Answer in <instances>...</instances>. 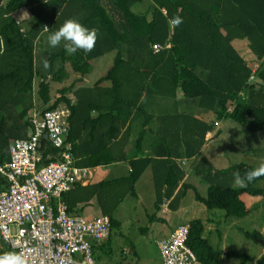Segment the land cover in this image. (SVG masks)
I'll use <instances>...</instances> for the list:
<instances>
[{
	"label": "trees",
	"instance_id": "1",
	"mask_svg": "<svg viewBox=\"0 0 264 264\" xmlns=\"http://www.w3.org/2000/svg\"><path fill=\"white\" fill-rule=\"evenodd\" d=\"M133 1L0 0V165L8 160L10 141L27 136L28 114L57 106L69 110L67 141L78 167L125 160L122 152L113 151L111 141L119 135L123 141L130 123L139 118L142 126L134 140L137 150L151 117L142 109L144 95L175 99L180 93L183 100H194L198 108L211 112L216 121L229 119L252 133L264 129V0H149L148 17L131 12ZM20 9L30 18L24 29L12 16ZM177 15L183 23L170 29L168 21ZM69 18L97 29L95 47L91 52L78 50L69 55L62 42L56 51L46 53L50 65L47 72L53 81L67 78L65 63L77 77L68 86L60 87L59 95L51 100L46 75L39 76L34 99L33 79L38 74L34 42L42 33L49 36L58 30ZM235 35L246 40L257 61L253 71L231 46ZM165 41L170 43L169 48L151 52L152 45ZM110 51L114 54L104 75L90 87L75 86L90 71L91 61ZM56 59L57 68L53 65ZM69 92L72 100L67 96ZM157 120L162 127L155 132L160 141L151 146L153 157L135 152V157L127 161L126 176L75 184L61 196L70 214H80L82 207L94 198L100 214L108 217L106 239L91 247L95 259L108 254L111 232L120 226L115 211L125 197L136 199L134 185L147 167L151 169L154 193L149 221L156 219L155 214L165 201L166 207L174 210L189 187L183 183L178 187L184 170L174 160L181 157L193 158L191 169L206 184L204 196L194 193V200L205 209L241 218L250 213L256 202L262 200L264 205V188L255 186L264 181V176L246 187L233 186L234 174L243 176L254 169L252 166L237 163L215 169L200 153L210 123L185 114L160 116ZM57 151L40 139V164L53 161ZM262 157L264 164V150ZM6 185L0 174V190ZM187 224L186 243L195 264H220L221 255L237 260L236 264H264V252L252 257L238 250L214 249L202 237L199 219ZM245 235L254 241L262 239L259 231ZM5 252L0 250V254Z\"/></svg>",
	"mask_w": 264,
	"mask_h": 264
},
{
	"label": "built area",
	"instance_id": "2",
	"mask_svg": "<svg viewBox=\"0 0 264 264\" xmlns=\"http://www.w3.org/2000/svg\"><path fill=\"white\" fill-rule=\"evenodd\" d=\"M161 13L165 15L163 9ZM151 48L162 49L157 44ZM68 117L64 106L30 112L27 136L10 141L8 160L0 165L7 183L0 190V241L4 250L23 253L28 264H96L91 247L105 240L109 231L106 215L70 214L62 200V194L84 184L88 174L86 167L74 164ZM42 138L58 150L46 164H40ZM187 234L188 224H179L155 242L161 264H195Z\"/></svg>",
	"mask_w": 264,
	"mask_h": 264
},
{
	"label": "rangeland",
	"instance_id": "3",
	"mask_svg": "<svg viewBox=\"0 0 264 264\" xmlns=\"http://www.w3.org/2000/svg\"><path fill=\"white\" fill-rule=\"evenodd\" d=\"M149 9V0H134L130 5L131 12L146 17L149 16ZM25 16L27 15L24 14L23 17ZM20 22H26V17L25 19L22 18ZM169 28L171 29L170 26ZM39 37L34 42V62L38 77L34 76L33 79V97L36 98L35 93L40 80L39 76L46 75L45 81L48 83L49 96L53 100L59 95L57 90L62 86L71 84L77 75L72 73L65 63L63 67L68 74L67 78L61 82L53 81L51 74L44 68V61L47 60L46 53L56 51L59 46L51 47L48 43V35L45 33H42ZM167 44L170 46L168 41L157 45L162 48H169ZM151 52H153L152 48ZM113 54L114 52L110 51L93 59L90 71L75 86L90 87L99 77L104 75L111 64ZM53 65L57 68L59 59H56ZM67 96L72 99L71 92L67 93ZM160 99L164 98L160 97ZM165 100L166 103L180 104V101L177 100L167 98ZM35 106L39 107V103L35 102ZM139 122L140 119L137 123ZM218 124V127H216L217 139L204 151V154L211 157L214 167L226 168L233 164L244 163L256 168L263 164L264 129L252 133L229 119L219 120ZM183 169L187 170L189 168L183 167ZM188 182L192 185L193 190L187 188L184 191L183 196L176 203L178 208L168 209V213L165 215L157 212L155 214L156 219L149 221L147 216L153 211L154 195L150 183L147 184L146 182V176L142 175L136 187L137 196L139 197L136 199L125 197L119 203L114 216L119 220L120 226L111 232L106 250L108 254H101L98 259L93 257L95 263L161 264L155 242L167 236L173 227L193 219H200L203 222L204 231L202 235L214 249L221 251L238 250L252 257H256L263 252V248L259 243L245 235L246 232L259 231L262 233L261 240L264 242V205L262 200L256 202L250 213L245 217H225L222 211L205 209L202 204L194 200L195 192L198 195H205L206 184L198 176H190ZM233 186L239 187L235 183ZM255 186L264 188V181H258ZM205 218L210 220L209 223H211L210 227L212 228L210 231H206ZM3 247L4 244L0 241V248ZM236 262L237 260L227 259L223 255L220 257V264H236Z\"/></svg>",
	"mask_w": 264,
	"mask_h": 264
},
{
	"label": "crops",
	"instance_id": "4",
	"mask_svg": "<svg viewBox=\"0 0 264 264\" xmlns=\"http://www.w3.org/2000/svg\"><path fill=\"white\" fill-rule=\"evenodd\" d=\"M24 14L27 15V16H25L26 22H20L22 18L25 19V17H23ZM12 16H13V19L18 23V25L22 26V27H20L21 29H24L29 24L30 18L28 17V14L22 9L14 12L12 14ZM230 44L234 48V50L239 54V56L243 59V61L253 71V69L257 66V61L255 60V58L251 55L250 51L248 50L247 45H246V40L240 39L239 37H237L235 35L234 37H232ZM180 95L181 94L178 93L177 97L175 99H173V100L180 101L179 105H177L173 102L172 103L171 102L166 103L165 98L160 99V97H158V96L144 95L141 98L142 99L141 100L142 109L151 117L145 125L146 131L142 137L140 144L137 147V150L134 146V140L137 136L139 129L142 126L141 120L139 123H137L139 121V118L133 120L130 123L129 128L127 130V137L125 139H123V141L121 139L119 140L120 135L118 137H116V139L111 141V143H112L111 145H113V151L116 153L122 152L125 155V160L112 162V163L106 164V165H98V166L91 167V168L86 167L88 170V174L86 176L85 183L80 184V185H86L87 183H93V182H97L100 180L114 179V178L126 176L128 170H129L127 161L135 157V152L136 153L140 152L142 154V156L153 157L152 152H151L152 151L151 146L157 145L158 142L160 141L155 132L159 128L162 127L161 126L162 124L158 122L157 118L160 116H169L172 114H185V115H189V116H192L194 118H197L199 120H202L203 122L210 123L211 128H210V130L206 131L204 134V141H203V144L200 148V153L214 167L211 157H209L208 154L207 155L204 154V151L208 146L213 144L214 141L217 139L216 135L218 134V132L216 131V127H218L219 121H216L214 119V115H212L211 112L203 111L202 109L197 107L195 102L183 100ZM91 116L94 117L95 113L93 112L91 114ZM169 129L172 130V127ZM168 136L165 135V138H167ZM117 140H119V142L122 141L121 147H118L119 142L117 143ZM163 146H161V147H163ZM158 149H161V148L158 147ZM118 151H120V152H118ZM7 153H8V150H7ZM192 159L193 158L181 157V158H177L174 160V162L180 168H182V169H183V167L189 168L187 170L183 169L184 170V176H183L182 180L180 181V183L178 184V187H179V185H181L183 183V184H186V186H189L188 188L192 189V185L188 182V179L192 175L197 176L193 173V171L191 169V163L193 162ZM73 160L75 162L76 158L73 157ZM214 168L215 169H223L225 167H222V168L214 167ZM142 175L146 176V182H147V184H148V182L150 183L152 193H153L152 180H151V169H150V167H147L141 173V175L139 176V178L137 179V181L134 185L136 198L139 197V196H137V192H136L137 183L140 181V178ZM148 187H150V186H148ZM205 190H206V188H205ZM153 195H154V193H153ZM200 196H202V195H200ZM167 203H168V201H165L162 204L161 209L159 211V214L165 215L168 213V208L166 207ZM176 208H178V205H176ZM99 214H100V212L98 210V207L96 206V202H95L94 198H92L88 202L87 205H84L80 211V215H82L86 218H92V217L97 216ZM204 220L207 224L206 231H210L212 229L210 227L211 223H209L210 220L208 218H205ZM188 222H185L182 224H187ZM201 223L203 225V231H204V224L202 221H201ZM175 227H173L171 229L169 234L172 232V230ZM167 236H165V237H167ZM165 237H162V238H165ZM202 237H203V235H202ZM0 250H4V249L0 248ZM6 252H8V251H6Z\"/></svg>",
	"mask_w": 264,
	"mask_h": 264
},
{
	"label": "clouds",
	"instance_id": "5",
	"mask_svg": "<svg viewBox=\"0 0 264 264\" xmlns=\"http://www.w3.org/2000/svg\"><path fill=\"white\" fill-rule=\"evenodd\" d=\"M173 29L183 23L182 17L174 16L169 21ZM97 29H89L76 19L69 18L59 27L58 30L48 36V43L51 47H57L63 42L67 54L74 55L78 50L85 53L91 52L97 41ZM49 62L44 61V68H49ZM264 176V164L247 171L243 176L240 173L234 174V182L240 187H246L247 183ZM0 264H28L25 255L21 252L8 251L0 254Z\"/></svg>",
	"mask_w": 264,
	"mask_h": 264
},
{
	"label": "water",
	"instance_id": "6",
	"mask_svg": "<svg viewBox=\"0 0 264 264\" xmlns=\"http://www.w3.org/2000/svg\"><path fill=\"white\" fill-rule=\"evenodd\" d=\"M256 241L262 246L264 252V242L260 239H257Z\"/></svg>",
	"mask_w": 264,
	"mask_h": 264
}]
</instances>
